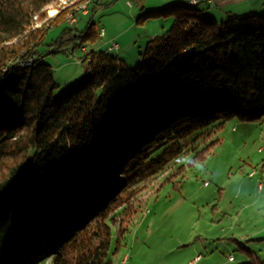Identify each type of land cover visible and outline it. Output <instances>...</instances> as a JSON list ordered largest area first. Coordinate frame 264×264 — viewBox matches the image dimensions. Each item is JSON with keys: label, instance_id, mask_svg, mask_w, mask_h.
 Returning a JSON list of instances; mask_svg holds the SVG:
<instances>
[{"label": "trees", "instance_id": "16d2710c", "mask_svg": "<svg viewBox=\"0 0 264 264\" xmlns=\"http://www.w3.org/2000/svg\"><path fill=\"white\" fill-rule=\"evenodd\" d=\"M50 1L0 0V264H67L72 253L112 264L113 225L128 229L134 194L179 158L183 139L219 119L264 117V12L219 22L184 4L136 68L88 51L92 19L78 34L69 26L54 51L86 48L88 72L58 91L32 27Z\"/></svg>", "mask_w": 264, "mask_h": 264}, {"label": "rangeland", "instance_id": "374dc122", "mask_svg": "<svg viewBox=\"0 0 264 264\" xmlns=\"http://www.w3.org/2000/svg\"><path fill=\"white\" fill-rule=\"evenodd\" d=\"M185 1L101 0L96 7L92 0L50 1L32 27L41 28L37 42L45 36L39 53L52 65L58 91L84 78L82 58L92 49L111 46V54L136 68L149 41L168 33ZM84 4L86 12L79 8ZM199 8L221 22L230 11L237 16L264 12V0L205 1ZM75 9L77 21L70 23L68 14ZM91 19L97 36L83 43L88 51L70 43L54 51L65 28L78 34ZM114 42L119 48H112ZM182 141L184 151L170 168L134 194L140 209L128 229L120 233L113 225L106 258L112 264H191L199 249L203 259L196 264H256V256H264V245L252 242L264 226V188L258 190L259 181L264 183V117L219 119ZM5 164L0 162V178ZM66 258L76 264L75 253Z\"/></svg>", "mask_w": 264, "mask_h": 264}, {"label": "built area", "instance_id": "2783aa9c", "mask_svg": "<svg viewBox=\"0 0 264 264\" xmlns=\"http://www.w3.org/2000/svg\"><path fill=\"white\" fill-rule=\"evenodd\" d=\"M205 1H207V0H186L185 1V4L187 5V6H191V7H193V6H196V5H200L201 3H203V2H205ZM209 2H213V0H208ZM87 4H84L83 6H81V7H79V8H81V9H83V10H85V12L87 11V6H86ZM76 9L74 10V11H71V12H69V14H68V21L70 22V23H74V22H76L77 21V16H76ZM101 34L102 35H105V30L104 29H102V31H101ZM119 47V44L118 43H116V42H114L113 43V46H112V48H118ZM111 48V47H110ZM256 174V172H252L250 175L251 176H253V175H255ZM258 190H262L263 188H264V183L262 182V181H259V183H258ZM233 255H230L229 257H230V260H233L234 259V257H232ZM201 257H202V255L201 254H199V255H197L193 260H191V264H195L196 263V261L197 260H200L201 259Z\"/></svg>", "mask_w": 264, "mask_h": 264}, {"label": "crops", "instance_id": "0c3cea01", "mask_svg": "<svg viewBox=\"0 0 264 264\" xmlns=\"http://www.w3.org/2000/svg\"><path fill=\"white\" fill-rule=\"evenodd\" d=\"M237 1H240V0H229V5H232V3L234 4ZM213 2H214V0H213ZM213 2H209V3H213ZM230 12L232 14H234L235 11H230ZM235 13H238V12H235ZM108 49L110 50V48H108ZM253 235H257V239H254V241H252V242H261L264 245V226L262 227V229H256V231H255V233H253ZM196 251H197V254H195V256L199 255V254H201L203 256V254L199 251V249H197ZM263 255H264V250H263ZM202 259L203 258L201 257V259L199 261H201ZM199 261H197V262H199ZM256 264H264V256L262 258H259L258 256H256Z\"/></svg>", "mask_w": 264, "mask_h": 264}, {"label": "bare ground", "instance_id": "6f19581e", "mask_svg": "<svg viewBox=\"0 0 264 264\" xmlns=\"http://www.w3.org/2000/svg\"><path fill=\"white\" fill-rule=\"evenodd\" d=\"M104 36V35H103ZM119 48V47H118ZM111 49V48H110ZM107 51H110L109 49H107Z\"/></svg>", "mask_w": 264, "mask_h": 264}]
</instances>
